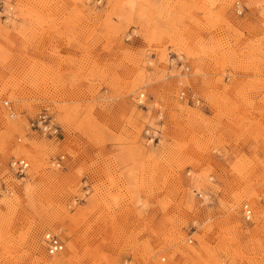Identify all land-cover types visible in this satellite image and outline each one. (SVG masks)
<instances>
[{
  "label": "rangeland",
  "instance_id": "374dc122",
  "mask_svg": "<svg viewBox=\"0 0 264 264\" xmlns=\"http://www.w3.org/2000/svg\"><path fill=\"white\" fill-rule=\"evenodd\" d=\"M11 1L0 264H264V0Z\"/></svg>",
  "mask_w": 264,
  "mask_h": 264
},
{
  "label": "built area",
  "instance_id": "2783aa9c",
  "mask_svg": "<svg viewBox=\"0 0 264 264\" xmlns=\"http://www.w3.org/2000/svg\"><path fill=\"white\" fill-rule=\"evenodd\" d=\"M4 0H0V17L5 19H9L11 16L10 9H4ZM133 36V33L130 31L126 39L129 40ZM143 96L144 94L141 93L137 97H140L141 100H138V104L145 107V103L143 102ZM184 96L183 93L180 94V98ZM189 100L192 101V96H190ZM156 116L158 118V122H162L163 120V111L161 108H158L156 111ZM30 128L36 131L41 132L42 134L47 135H54L57 133L59 127L53 122L51 116H49L47 113L39 114L35 119H32L30 122ZM159 135L160 131L158 129H155L149 125H146L144 129V139H146V142L148 143H157L159 141ZM10 171L20 177H24L28 170V162H26L24 159H12L9 163ZM243 216L246 220H249L251 217V209L248 207L247 204H244L242 207ZM43 240L46 244L47 250L50 253H57L63 248V242L61 239L53 233H44L43 234ZM165 258L161 257L158 264H164Z\"/></svg>",
  "mask_w": 264,
  "mask_h": 264
},
{
  "label": "bare ground",
  "instance_id": "6f19581e",
  "mask_svg": "<svg viewBox=\"0 0 264 264\" xmlns=\"http://www.w3.org/2000/svg\"><path fill=\"white\" fill-rule=\"evenodd\" d=\"M4 3H5V5H4V9H10V11L9 12H11V13H13V9H14V7H13V3H12V1L11 0H4ZM139 100H141V98L139 97ZM144 102V101H143ZM145 103V102H144ZM147 109H148V107H147ZM152 127V126H151ZM153 128H155V127H153ZM155 129H157V128H155ZM159 130V129H158ZM160 131V130H159ZM161 132V131H160ZM159 138H160V135H159ZM248 205V204H247ZM252 215V214H251ZM250 219V218H249ZM63 249V248H62ZM61 249V250H62ZM60 250V251H61Z\"/></svg>",
  "mask_w": 264,
  "mask_h": 264
}]
</instances>
